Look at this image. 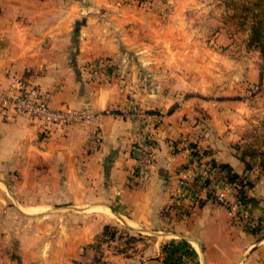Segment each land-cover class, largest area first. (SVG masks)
Masks as SVG:
<instances>
[{"label":"crops","instance_id":"crops-1","mask_svg":"<svg viewBox=\"0 0 264 264\" xmlns=\"http://www.w3.org/2000/svg\"><path fill=\"white\" fill-rule=\"evenodd\" d=\"M192 1L0 0V91L30 80L52 107L93 115L44 136L0 106V200L15 205V253L62 264H264V156L248 135L264 131V65L224 76L221 102L180 99L173 83L168 92L167 68L193 66L170 62L186 49L176 23ZM168 6L167 18L158 8ZM150 45L164 55L117 59ZM135 66L157 68L155 90L134 88ZM195 144L246 179L250 220L192 180ZM44 236L63 254L33 250Z\"/></svg>","mask_w":264,"mask_h":264},{"label":"rangeland","instance_id":"rangeland-1","mask_svg":"<svg viewBox=\"0 0 264 264\" xmlns=\"http://www.w3.org/2000/svg\"><path fill=\"white\" fill-rule=\"evenodd\" d=\"M157 3L158 0L156 5ZM232 4H237V7L232 8ZM244 4L243 0H193L188 3L189 7L184 9L183 17L178 18L176 23L177 28L181 31L178 38L186 49L178 52V56L174 55L172 57L173 60L170 62L174 60L186 62L189 60V62L193 63V66H181L180 70H174L175 67L171 65L167 68L168 78H166V82L168 84V92L169 89L171 90V83H173L174 86H180L181 88L180 99L186 97L195 99L198 102H221L223 87L225 88L227 84L226 79L223 78L224 76L241 72L244 76H250L249 69L251 67H254L255 70L257 69V73L260 71L261 65H264L263 55L256 45L249 43L251 26L255 20L252 17L253 12L246 14ZM251 8L253 10L259 9L253 5ZM160 10L165 14L167 13L166 16L168 18L173 11V7H159L158 11ZM167 53L170 54V52ZM162 54L164 55L162 51H158L150 45L144 51H122L117 59L123 57L130 61L136 60L138 56L152 59L161 58ZM132 69V74L135 78L134 88L136 90H155L158 87V83L148 79L149 75L155 74L156 67H153L154 70L150 71L147 68H138V66ZM257 73H255V76H257ZM175 74H177V77H175ZM143 76H146L145 80L143 83H139L137 80H140L139 77ZM261 101L264 104V96ZM151 102L153 103L151 107L157 109L158 106L154 104L163 106L164 100L160 102L151 100ZM248 135L249 144L259 145L257 148L262 152L260 154L264 156V148L261 147L264 144V131L258 133L250 131ZM254 150L256 149L252 147V151ZM260 165L264 167V161H260ZM2 197L5 196H1L0 200V264H30L33 261H42V264H62V259L31 260L29 256L25 257L15 253L16 249L19 252L21 251L15 245L17 243L14 231L15 205L8 201L10 200L9 195L6 202L3 201ZM39 231L42 233L40 229ZM50 238L53 237H41L37 241V245H32L33 250H44V252L51 250L59 255L63 254L62 244L49 242ZM29 244L31 245L30 242Z\"/></svg>","mask_w":264,"mask_h":264},{"label":"built area","instance_id":"built-area-1","mask_svg":"<svg viewBox=\"0 0 264 264\" xmlns=\"http://www.w3.org/2000/svg\"><path fill=\"white\" fill-rule=\"evenodd\" d=\"M0 106L4 116L12 111L36 121L44 136L51 135L54 129L67 132L73 123L93 117L87 110L52 107L49 92L26 79H16L7 91H0ZM95 139H98L97 136ZM187 151L190 154L188 171L192 173V180L201 179L209 183L212 198L226 206L232 218L250 220L251 205L241 193L242 189L247 188L246 181L230 179L219 166L206 158L199 145L188 146Z\"/></svg>","mask_w":264,"mask_h":264},{"label":"trees","instance_id":"trees-1","mask_svg":"<svg viewBox=\"0 0 264 264\" xmlns=\"http://www.w3.org/2000/svg\"><path fill=\"white\" fill-rule=\"evenodd\" d=\"M244 4V11H246V14L253 12L252 17L254 18L255 22L251 26V32L249 36V43L256 45L260 49V52L263 55L264 58V0H243ZM256 6V8H259L258 10H253L251 6ZM232 8L237 7V4H232ZM256 11V12H254ZM247 17V16H246ZM219 167L230 177V179L235 178H241L246 181L244 177H240L236 175L232 170L226 166V165H219ZM248 185L246 181V186ZM245 189L241 190V193L243 194V197L246 198V200H250L246 193Z\"/></svg>","mask_w":264,"mask_h":264}]
</instances>
